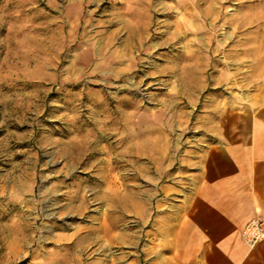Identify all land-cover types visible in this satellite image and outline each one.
Returning a JSON list of instances; mask_svg holds the SVG:
<instances>
[{"label": "rangeland", "instance_id": "1", "mask_svg": "<svg viewBox=\"0 0 264 264\" xmlns=\"http://www.w3.org/2000/svg\"><path fill=\"white\" fill-rule=\"evenodd\" d=\"M263 98L264 0H0V264H181L168 213Z\"/></svg>", "mask_w": 264, "mask_h": 264}, {"label": "crops", "instance_id": "2", "mask_svg": "<svg viewBox=\"0 0 264 264\" xmlns=\"http://www.w3.org/2000/svg\"><path fill=\"white\" fill-rule=\"evenodd\" d=\"M217 135L168 213L180 263L264 264V239L249 247L241 236L264 217V98L226 112Z\"/></svg>", "mask_w": 264, "mask_h": 264}, {"label": "built area", "instance_id": "3", "mask_svg": "<svg viewBox=\"0 0 264 264\" xmlns=\"http://www.w3.org/2000/svg\"><path fill=\"white\" fill-rule=\"evenodd\" d=\"M241 236L249 247H254L264 239V217H253L241 230Z\"/></svg>", "mask_w": 264, "mask_h": 264}, {"label": "bare ground", "instance_id": "4", "mask_svg": "<svg viewBox=\"0 0 264 264\" xmlns=\"http://www.w3.org/2000/svg\"><path fill=\"white\" fill-rule=\"evenodd\" d=\"M134 28V27H133ZM114 228V225H101L99 228H98V231H102L104 234V236H107L109 239L112 238L113 236V233H112V230ZM59 263V262H58ZM60 264V263H59Z\"/></svg>", "mask_w": 264, "mask_h": 264}]
</instances>
